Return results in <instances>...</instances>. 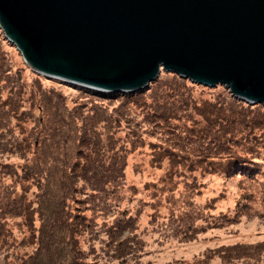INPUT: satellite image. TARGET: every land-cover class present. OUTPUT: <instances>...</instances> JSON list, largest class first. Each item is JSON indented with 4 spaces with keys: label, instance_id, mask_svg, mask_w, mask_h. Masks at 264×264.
Masks as SVG:
<instances>
[{
    "label": "trees",
    "instance_id": "16d2710c",
    "mask_svg": "<svg viewBox=\"0 0 264 264\" xmlns=\"http://www.w3.org/2000/svg\"><path fill=\"white\" fill-rule=\"evenodd\" d=\"M2 32L0 154L16 159L0 160V264H150L143 257L157 248H145V236L156 233V246L191 243L207 229L252 216L257 190L264 203L263 103L163 69L133 91L96 90L33 71ZM194 89L212 95L195 99ZM147 121L154 124L137 129ZM147 132L158 138L152 164L166 161L163 178L182 185L145 183L154 190L149 224L131 206L140 190L125 175L127 156L142 147ZM195 170L223 182L235 178L242 191L217 205L209 197L203 208ZM250 245L221 244L164 264H237L241 250L251 249V259L264 241ZM261 255L255 252L250 264H260Z\"/></svg>",
    "mask_w": 264,
    "mask_h": 264
},
{
    "label": "water",
    "instance_id": "95a60500",
    "mask_svg": "<svg viewBox=\"0 0 264 264\" xmlns=\"http://www.w3.org/2000/svg\"><path fill=\"white\" fill-rule=\"evenodd\" d=\"M0 28L68 82L133 91L163 69L264 104V0H0Z\"/></svg>",
    "mask_w": 264,
    "mask_h": 264
},
{
    "label": "rangeland",
    "instance_id": "374dc122",
    "mask_svg": "<svg viewBox=\"0 0 264 264\" xmlns=\"http://www.w3.org/2000/svg\"><path fill=\"white\" fill-rule=\"evenodd\" d=\"M17 51L18 53H16L15 51L13 52L14 55L20 56L21 59L23 60L20 51L18 49ZM23 63L26 64L24 60H23ZM27 66L31 68L29 65ZM32 70L35 71L34 69ZM21 76L25 78V74L22 73ZM27 90L29 89L27 88ZM219 90L221 89L215 88L214 92L216 93ZM191 95L194 96L193 98L195 99L199 97L203 98V97H207L208 95L211 96L212 91L210 92L209 89L208 90L205 89V91L194 89ZM147 99L150 102V97H147ZM251 103H255V102H251ZM256 103H259V102H256ZM152 124H154L153 121L151 122L147 121L145 125L140 124L137 129L143 130L144 127H147V128L151 127ZM154 125L161 129L159 120ZM117 133L118 135H121L123 132H117ZM156 133H153V134H156ZM145 134L146 135L144 136L145 138L144 144H143V141L141 142L142 147L141 148L138 147L139 149H137L138 145L135 146L131 154L127 156V167H126L125 175H126V179L128 180V182L133 185H136L138 189L140 190L137 192V194L140 195V199L137 198V200L135 199L132 200L131 206L133 208H135L136 206H139L142 210V214L144 215V219L142 222L143 223L148 222L149 224V220H151L152 215L150 211V206L148 205H150V203L153 202L152 198L150 197V194L153 195L154 190H151V192H149L146 190V188L144 189L143 186H145V183H148V184L155 183L157 185H161L163 184V181H166V182L169 181L170 183H172L173 181L174 182L177 181V183L179 182L178 187H182V185H181L180 179L177 180L175 179L176 177L175 178L174 177L163 178L165 177V175H167L166 171H167L168 164L166 163V161L162 162L160 166L152 164L154 163V157L152 155V150L154 148L151 146V144L158 141V138L157 136L153 137L148 132ZM158 149L160 148L157 147L155 150L157 151ZM8 154L9 153L0 154V160L5 162L7 161L8 158L16 159V156L14 154H10V155ZM137 165H138V168H137ZM194 175L195 176L193 178H195L196 180L197 187L198 189H201V193H199V195H196L198 196L197 203L199 202L201 206L202 205L204 206V204L208 202L209 197H212V199H214L215 205H217L219 201L220 202L224 201L225 203H227L228 201H226L225 199H230V196L237 194L238 191H242L238 187L239 181L235 178L233 180L223 182L222 181L223 179L219 177L218 175L209 174V173L202 174V172L199 170H195ZM246 183H249L248 188L250 190L257 189V188L253 189L255 185H258L254 181L247 179ZM222 187L225 188V190H223ZM255 195L258 197V199L257 201L255 200L256 202H253V203H256L257 205L254 204L256 206V211L252 214V216H248V218L244 217L245 219L243 218L240 222L235 223L229 227L217 228L212 231H209V229H207L205 232L200 234L199 238H197L191 243L190 242L183 243V242H176L174 240H170V241L167 240L166 242L162 241L161 242L162 245L156 246L155 244H153L154 242L153 240L157 237V235H155L156 233H154L153 235L149 234L145 236L144 239L147 242L145 248H157V252L155 253L153 252L154 254L149 253L145 255L143 257V261L146 262V260L148 259L151 261L150 264H164L167 261H174L175 259H180L181 261L182 260H192V258L196 255H199V252H201L204 248H214L215 246H218L221 244H231V243H243V244H249V246H251L250 245L251 243L255 244L258 242H263L264 241V205H261V203L263 202L261 201L262 198L260 196V190H257L255 192ZM229 202L231 203V201ZM197 203H194L195 207H197L196 206ZM165 208H166L165 206L162 207V210H160L159 214L158 215L156 214L157 216L156 218H159L160 215H162L161 214L162 212H166ZM163 222L164 221L162 220V223ZM148 228H151V227L149 226ZM252 250H254L253 255L255 254V252L256 254H262L260 264H264V248H253ZM240 252L236 256H241L239 259L242 262H239L238 260L237 264H250L253 262L255 263V260L253 259V255L250 256L252 257L251 259L246 260V258H248L249 256L248 254L251 253V249L245 248V250H241ZM235 264H236V261H235Z\"/></svg>",
    "mask_w": 264,
    "mask_h": 264
}]
</instances>
